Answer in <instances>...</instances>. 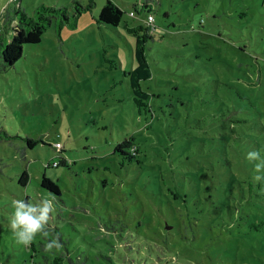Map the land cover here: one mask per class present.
<instances>
[{"label":"rangeland","instance_id":"obj_1","mask_svg":"<svg viewBox=\"0 0 264 264\" xmlns=\"http://www.w3.org/2000/svg\"><path fill=\"white\" fill-rule=\"evenodd\" d=\"M94 1L0 64V264H264V224L250 226L264 220V0H152V22L143 0H113L118 26ZM139 25L156 27L149 111L122 72ZM129 136L132 161L115 149ZM17 200L51 201L27 244L10 227Z\"/></svg>","mask_w":264,"mask_h":264},{"label":"trees","instance_id":"obj_2","mask_svg":"<svg viewBox=\"0 0 264 264\" xmlns=\"http://www.w3.org/2000/svg\"><path fill=\"white\" fill-rule=\"evenodd\" d=\"M152 0H143L142 7L148 15L152 13ZM95 6L94 0L82 2L80 0H71L70 2L57 6L41 3L36 6L31 13H28L21 6L3 7L0 5V64L2 67H8L18 61L23 54L24 46L39 42L44 33L54 24L58 29L65 25L76 26L79 16ZM132 15H135L133 10ZM129 12V13H130ZM165 15L168 11L165 10ZM125 11L113 0H106L99 15V22L118 26L122 21ZM155 20V17H154ZM153 20V21H154ZM137 31L131 34V46L133 49L134 63L130 69H123V75L128 78L129 86L133 93V100L140 111H149L151 109V96L154 95L148 89L142 86V81L152 77V68L146 55V44L149 39H153L155 26L149 25L144 28L142 25L137 27ZM0 132V139L2 138ZM43 141V139H40ZM38 139L27 137V143L30 146L35 145ZM57 142V141H56ZM54 142L53 147L62 152L63 144L60 146ZM115 149L130 161L139 157V145L135 142L134 136L125 137L119 141ZM57 165L66 164L67 159L60 156ZM48 163L53 165L55 162ZM54 165V166H57ZM29 174L26 170L21 173L20 181L26 184ZM41 185L52 192L60 193L59 186L48 176L43 175ZM264 224V220L258 223L252 222L250 226L259 228Z\"/></svg>","mask_w":264,"mask_h":264},{"label":"clouds","instance_id":"obj_3","mask_svg":"<svg viewBox=\"0 0 264 264\" xmlns=\"http://www.w3.org/2000/svg\"><path fill=\"white\" fill-rule=\"evenodd\" d=\"M252 155H255V153ZM50 209L51 201L48 200L40 204L26 203L23 200L14 201L10 227L16 239L23 244L29 243L33 236L44 227Z\"/></svg>","mask_w":264,"mask_h":264},{"label":"built area","instance_id":"obj_4","mask_svg":"<svg viewBox=\"0 0 264 264\" xmlns=\"http://www.w3.org/2000/svg\"><path fill=\"white\" fill-rule=\"evenodd\" d=\"M130 13L133 14V12H130ZM153 20H154V14L151 13V14L148 15V21L152 22ZM56 145H57V146H60L61 143H60L59 141H57V142H56ZM55 164H57V161L55 162Z\"/></svg>","mask_w":264,"mask_h":264}]
</instances>
